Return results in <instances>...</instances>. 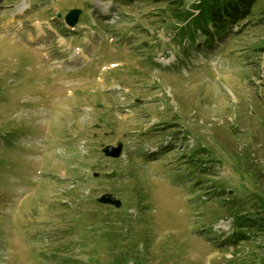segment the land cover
Instances as JSON below:
<instances>
[{"label":"rangeland","instance_id":"1","mask_svg":"<svg viewBox=\"0 0 264 264\" xmlns=\"http://www.w3.org/2000/svg\"><path fill=\"white\" fill-rule=\"evenodd\" d=\"M198 2L0 0V264H264V0Z\"/></svg>","mask_w":264,"mask_h":264},{"label":"trees","instance_id":"2","mask_svg":"<svg viewBox=\"0 0 264 264\" xmlns=\"http://www.w3.org/2000/svg\"><path fill=\"white\" fill-rule=\"evenodd\" d=\"M258 0H199L197 3V14L193 15L198 30L204 28L206 32L220 30L224 34L236 33V25H243L253 12ZM213 25V29L210 25ZM260 230H264V217L262 218Z\"/></svg>","mask_w":264,"mask_h":264},{"label":"water","instance_id":"3","mask_svg":"<svg viewBox=\"0 0 264 264\" xmlns=\"http://www.w3.org/2000/svg\"><path fill=\"white\" fill-rule=\"evenodd\" d=\"M81 13V9L74 8L71 9L68 14L65 16V22L67 25L74 27L79 21V15ZM123 145L119 143L118 146L107 145L103 152L106 156L118 158L122 155ZM97 175V174H96ZM100 203L111 204L115 207L119 208L122 205L121 199H118L115 195L111 193H104L98 199Z\"/></svg>","mask_w":264,"mask_h":264},{"label":"bare ground","instance_id":"4","mask_svg":"<svg viewBox=\"0 0 264 264\" xmlns=\"http://www.w3.org/2000/svg\"><path fill=\"white\" fill-rule=\"evenodd\" d=\"M38 28L40 29V34H44V29L42 26L38 25ZM83 50H78L76 53H78L80 56H82L83 58H88V55L86 53H82ZM165 61H167V58H164ZM48 73V72H47ZM132 116H128V118H131ZM127 118L124 117L123 120H126Z\"/></svg>","mask_w":264,"mask_h":264}]
</instances>
